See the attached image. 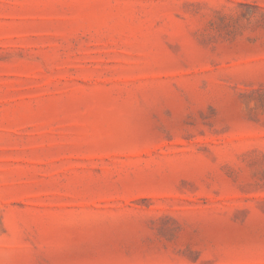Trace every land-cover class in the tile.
Here are the masks:
<instances>
[{
	"label": "rangeland",
	"instance_id": "374dc122",
	"mask_svg": "<svg viewBox=\"0 0 264 264\" xmlns=\"http://www.w3.org/2000/svg\"><path fill=\"white\" fill-rule=\"evenodd\" d=\"M0 264H264V0H0Z\"/></svg>",
	"mask_w": 264,
	"mask_h": 264
}]
</instances>
